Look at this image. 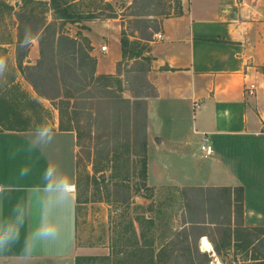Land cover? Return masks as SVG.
I'll return each mask as SVG.
<instances>
[{
  "label": "crops",
  "instance_id": "1",
  "mask_svg": "<svg viewBox=\"0 0 264 264\" xmlns=\"http://www.w3.org/2000/svg\"><path fill=\"white\" fill-rule=\"evenodd\" d=\"M180 5L181 12L162 20L159 32L163 38L150 42L152 59L147 75L157 91L155 96H146L147 145L154 151L153 160L151 154L147 156V184L153 189L156 205L168 201L169 213L165 219L140 218L134 222L133 237H175L178 226L191 225L198 226L196 237L209 240L212 236L206 227L215 225L228 228L229 237H235L240 226L248 227L252 234L255 228H264V0H181ZM90 40L91 53L98 57L92 36ZM104 44L100 50L106 53L109 47L103 51ZM30 54L39 57L36 51L34 56L32 51ZM121 59L122 51L114 58L116 70H106L97 58L96 73L115 75ZM250 83L257 85L255 94L247 91ZM160 102L172 113H191L187 131L195 134L192 139L158 135L155 118ZM53 127L52 142L31 150V128L0 129V218H6L20 201L32 205L18 242L0 253V264H76L77 256H110L109 245L80 242L79 237L88 234L82 231V205L75 185L78 135L73 129L61 130L58 119ZM204 133L214 149L211 155L200 148ZM49 165L70 177L75 189L55 213L60 237L39 245L26 259L25 236L39 222L43 173ZM22 169H27L26 175L21 174ZM241 186L240 217L235 196ZM212 192L220 197L211 205ZM198 193L205 194L204 198L196 200ZM179 211L184 213L180 223ZM121 227L117 237L125 235ZM258 235L264 237V231ZM210 241L216 253V245ZM216 258L223 264L217 253ZM259 260L249 256L251 263Z\"/></svg>",
  "mask_w": 264,
  "mask_h": 264
},
{
  "label": "rangeland",
  "instance_id": "2",
  "mask_svg": "<svg viewBox=\"0 0 264 264\" xmlns=\"http://www.w3.org/2000/svg\"><path fill=\"white\" fill-rule=\"evenodd\" d=\"M67 1L72 11L82 17L62 26V21H56L59 13L52 7L51 0H0V55L9 60L6 83L0 84V129H11L13 122L21 123L26 117L30 118L32 127L38 119H46L52 125L58 119L60 123L59 106L64 111L62 118L67 124V115H72V126H76L75 131L79 133L75 185L82 205V231L88 234V237L79 239L92 246L111 247L109 260L98 259L97 264H185L188 263L189 247L198 259L196 243L201 238L196 237L200 232L198 226L182 229L178 226L174 231L175 237H133L132 233L134 222L140 218L153 216L165 219L169 213L165 199L155 204L153 189L148 184L146 186L147 179L145 181L142 174L145 141L146 156L151 154L154 159V151H150L147 145V102L144 96L154 91V84L147 76L151 61L131 59L129 64H123L121 78L113 76L103 82L95 80L84 89H81L80 82L62 84L61 96L53 100L38 95L29 79L34 78L44 91L55 93L56 80L47 44L46 61L40 69L48 77L46 84L34 69L18 66L19 58L25 66L39 64L44 57L39 35L48 41L54 29H63L81 42L92 36L99 52L96 57L102 67L116 70L114 58L121 51L122 32L132 45L137 44L143 24L158 21L161 28L165 17L180 12L181 0ZM44 19L45 26L42 24ZM54 21L56 26L49 25ZM26 25L32 27L33 33L41 25L42 29L30 48H21L18 39H23ZM154 35L152 41L155 40ZM101 43L109 47L106 53L100 50ZM55 48L60 54L61 47L57 44ZM31 51L33 56V51L39 53V57L31 58ZM156 109L155 127L159 136L179 140L186 136L184 138L188 140L195 135L191 129L187 131V124L191 128V113H172L164 102H160ZM151 165L153 171V161ZM210 195L215 197L211 205L215 199L219 201V194L212 192ZM204 196L198 193L196 200ZM217 211L219 213V204ZM183 214L182 211L177 213L179 223ZM118 227L125 230L122 237H117ZM206 229L212 236L210 240L221 248L223 264H230L235 255L237 259L264 256V237H257L258 231L247 234L238 229L241 239L239 245L234 246V237H229L230 231L225 226H208ZM199 251L203 250L199 247ZM232 264L240 262L232 261Z\"/></svg>",
  "mask_w": 264,
  "mask_h": 264
},
{
  "label": "trees",
  "instance_id": "3",
  "mask_svg": "<svg viewBox=\"0 0 264 264\" xmlns=\"http://www.w3.org/2000/svg\"><path fill=\"white\" fill-rule=\"evenodd\" d=\"M52 7L55 11L59 13V16L56 17V21L60 20L62 21V26L65 22H74V20H78L82 16L80 13H77L75 11H72L70 8V3H68L67 0H51ZM180 12H181V5H180ZM76 18V19H75ZM54 21L52 23H49L51 26H56L57 22ZM147 21H144V23ZM45 26V19L42 23ZM159 22L156 21L153 24H149L148 22L143 24L141 27V37L138 40V42H135L137 44L132 45V42L130 41L129 37L122 32L121 35V51H122V59L118 61L117 63V73L115 75L112 74H97L96 73V64H97V57L91 53L93 49V45L91 44V40L89 38L85 37L86 42H81L75 37L71 36L69 33L64 31L63 29L57 30L54 29L53 32H51V36L49 37L48 41H45L42 34L39 35V39L41 42L42 50H43V58H41L39 64L36 65H23L22 58H19L18 60V66L20 68H31L34 69V72L37 74L42 75L43 82L46 84L47 82V76L41 73L43 63L46 61V44L48 45L47 50L50 55L51 64H52V73L56 80V91L55 93L51 94L48 91H44L38 82L32 78L29 77L33 87L35 88L38 95L43 96L45 98L54 99L57 96H61V88L62 84H71L73 85L75 82H80L82 84L81 89H84L87 85L92 83L93 81H106L109 78H112L113 76H117L118 78H121V74H123L122 66L124 63L127 62L129 64V60L134 59L135 61L140 60H150L152 57L150 56V41H152L153 35L159 31ZM42 29V25L34 32L35 36L38 35L40 30ZM45 31V30H44ZM79 33V32H77ZM80 34V33H79ZM19 43L21 39H18ZM58 44L60 54L56 53V45ZM57 55L60 57L57 59ZM22 57V56H21ZM42 65V66H41ZM33 70H31L29 73L31 74ZM130 73V71H129ZM82 75L84 76L82 78ZM30 76V75H29ZM141 75H139L140 78ZM145 78V77H144ZM72 80V81H71ZM79 87V88H80ZM157 95L156 88L154 87L153 93H146L144 96H155ZM69 96V95H68ZM140 96V95H137ZM59 110L61 112V120L59 123V128L61 130H76V126L73 127L71 120H73L72 115H67V122L64 121L62 118V108L59 106ZM64 112V111H63ZM42 119L36 120V123L40 122ZM30 118L26 117V119L21 121V123H18V121L13 122V127L18 128L19 126H22L20 129H30L32 128V125H29ZM18 129V130H20ZM78 139H79V133H77ZM144 151H145V158L143 162V171L142 174L144 176V179L146 181L147 179V167H148V160H147V146L146 141L144 144ZM147 186V183H146ZM235 205L238 211L239 216H242V208H243V197H244V189L243 186L239 187L237 189V193L235 196ZM243 231L244 233L249 234V228L240 226L234 231V246H238L240 242V232ZM254 230L258 231V233L263 232L264 228L258 227ZM253 234V233H252ZM233 242V241H232ZM231 245V244H230ZM189 246V245H188ZM199 241L196 243V252H198V259H196L195 255L193 253V250L191 247L187 250L186 260L188 263L185 264H210L213 260L212 256L206 252V251H199ZM216 253L222 257V260L224 259L223 253L221 252V248L216 246ZM224 254H228L227 251H225ZM104 259H108L109 257H103ZM102 257H94V256H77L76 258V264H97L96 260H102ZM253 259H261L258 262L255 263H249L247 260H249L248 256H245L243 258H238L237 255H235L230 264H232V261L237 260L240 262V264H264V256L262 257H253ZM109 260V259H108Z\"/></svg>",
  "mask_w": 264,
  "mask_h": 264
},
{
  "label": "clouds",
  "instance_id": "4",
  "mask_svg": "<svg viewBox=\"0 0 264 264\" xmlns=\"http://www.w3.org/2000/svg\"><path fill=\"white\" fill-rule=\"evenodd\" d=\"M34 39L32 27L26 25L19 46L30 48ZM8 72L9 60L6 56L0 55V84L6 83ZM29 132L31 133L29 150L50 144L55 136L53 125L46 119L34 124ZM21 174L26 175L27 169H22ZM43 180V194L39 201V222L25 236L23 252L26 259L39 245L54 242L60 237L61 228L55 213L71 199L73 190L71 178L59 174L52 165L45 168ZM31 214V201H20L6 218H0V253L9 250L15 242H18L20 229Z\"/></svg>",
  "mask_w": 264,
  "mask_h": 264
},
{
  "label": "built area",
  "instance_id": "5",
  "mask_svg": "<svg viewBox=\"0 0 264 264\" xmlns=\"http://www.w3.org/2000/svg\"><path fill=\"white\" fill-rule=\"evenodd\" d=\"M155 39H161L163 38V34L161 32H156L154 35ZM107 45L104 44L101 48L103 51L107 50ZM256 89H257V85L256 83H250L249 86H247V91L249 94H255L256 93ZM201 151L205 154V155H211L214 151L212 144L209 141V138L207 136L206 133L203 134L202 136V140H201V145H200ZM1 185H0V190H1ZM73 189H75V185L73 184ZM206 237H202L200 240V248L203 251L208 252L212 257L213 260L211 261V264H221L219 262V260L216 258V253H215V249L214 246L212 244V242L206 238L208 240V243H205L203 241V239Z\"/></svg>",
  "mask_w": 264,
  "mask_h": 264
},
{
  "label": "bare ground",
  "instance_id": "6",
  "mask_svg": "<svg viewBox=\"0 0 264 264\" xmlns=\"http://www.w3.org/2000/svg\"><path fill=\"white\" fill-rule=\"evenodd\" d=\"M203 241H204L205 243H208V240H207L206 238H204Z\"/></svg>",
  "mask_w": 264,
  "mask_h": 264
}]
</instances>
